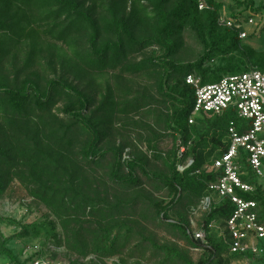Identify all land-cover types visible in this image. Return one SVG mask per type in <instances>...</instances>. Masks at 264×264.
<instances>
[{"label": "trees", "instance_id": "trees-1", "mask_svg": "<svg viewBox=\"0 0 264 264\" xmlns=\"http://www.w3.org/2000/svg\"><path fill=\"white\" fill-rule=\"evenodd\" d=\"M203 2L205 8L200 10L197 0H0V70L10 59L12 66L21 63L15 78L20 71L35 68L55 74L59 67L63 74L80 82L84 76L90 77L88 91L94 95L86 94L63 74L47 80L44 87L31 79L15 85L16 79L10 80L6 69L0 74V207L9 185L19 183L56 218L63 231L65 249L80 260L105 261L121 255L132 241L134 231L121 217L126 211L134 214L142 196L111 198L96 191L95 185L99 189L105 185L96 170L103 172L107 183L126 194L141 186L142 175L172 195L168 204L157 206L155 217H161L162 224L191 246L201 244L208 249L206 260L196 264H213V259L223 252L232 263L248 260L264 264V252L245 256L229 253L225 227L235 207L229 199L209 190L219 181L222 171L209 172L207 168L227 152L231 144L230 124L234 123L241 132L243 123L233 111H227L221 116L199 115L189 124L194 89L185 83L188 75L208 84L253 69L264 72V51L242 47L244 40L239 37L254 16L264 19V6L256 7L253 0ZM224 9L229 19L242 23L241 30L219 26ZM186 31L194 35L203 52L193 63L177 64L172 59L178 49L175 40ZM263 32L264 26L258 34ZM151 48L158 49L162 56H149L147 51ZM139 57L143 59L138 61ZM144 71L159 77L155 85L161 100L125 84V77ZM59 104L62 105L58 109ZM138 113L152 120L153 128L147 130L152 134L147 140L149 147L157 133L155 129L163 128L176 135L177 146L166 158L167 175H151L141 158L124 160L128 142L102 145L111 132L120 131L115 129L120 121ZM124 128L125 124L121 125ZM81 135L85 141L75 151ZM248 158L247 152L240 149L235 162L242 181L254 191H238L236 196L256 203L258 221L264 226V188L249 168ZM190 161V166L178 171L180 165L186 166ZM184 198L192 204L190 215L202 201L211 200L200 226L205 233L204 244L194 240L189 220L172 222L169 218V211ZM150 206L154 207L152 202ZM8 220L0 216V227ZM9 221L19 232L8 239L0 234V260L28 264L41 256L59 261L56 252L52 254L51 240L49 246H42L40 255L22 260L8 243L14 239H40L41 228ZM214 223H220L224 230L217 242L215 235L209 233V226ZM127 227L128 232L122 236ZM60 244L57 241V247ZM153 248L156 255H165L170 264H194L175 248L155 244Z\"/></svg>", "mask_w": 264, "mask_h": 264}, {"label": "rangeland", "instance_id": "rangeland-1", "mask_svg": "<svg viewBox=\"0 0 264 264\" xmlns=\"http://www.w3.org/2000/svg\"><path fill=\"white\" fill-rule=\"evenodd\" d=\"M243 1V0H241ZM251 1V0H248ZM256 7L259 5L264 6V0H253ZM226 15L227 10H222L221 15ZM245 16H250V13H246ZM254 25L246 29L248 35L257 34L255 38L246 39L242 43V47L247 46L253 48L256 51H264V32L258 34L261 27L264 26V19L259 16H254ZM178 49L176 54L172 57L173 61L177 64H189L197 61V59L202 55L203 48L197 43L194 35L186 31L184 35L177 40ZM149 56L154 55L155 57H161L162 53L156 49L151 48L147 51ZM143 57H139L142 60ZM11 60V59H10ZM9 62L6 63L5 69L8 71L7 74L10 75V80L16 79L15 85L20 86L22 82L27 79L35 80L41 86H45L47 80L54 77H61L63 74L62 70L58 67L56 68L57 73H46L45 71L35 68L33 70H24L18 73L15 78V72L21 67V63H16L10 65ZM22 61V60H20ZM5 69L0 70V74L4 72ZM160 72V69H156ZM34 73V74H33ZM63 74L62 76H64ZM69 81H73V84L78 86L79 89L85 90V93H89L88 88L91 82L90 77L84 76L82 82L74 80L73 76L65 75ZM157 76H154L150 71H144L142 74L137 76L125 77V84L128 88L140 93L146 92L148 95H152L156 100H161L162 98L157 94L156 82L158 81ZM91 96H94L91 94ZM62 104L57 105L56 108H60ZM93 108L90 109L92 112ZM88 112V114L90 113ZM165 113L167 111H164ZM125 124V128L121 129V125ZM123 128V127H122ZM149 128H153L152 120L144 113L131 114L125 120L120 121L115 129H119L118 133H110V137L106 138V141L102 144L103 147L106 146H118L122 145L124 142H128L129 146L126 147L123 159L129 158H141L146 161L147 170L152 174H163L167 175L168 165L166 158L171 156L175 147L177 146V138L172 132L164 131L160 128L157 131L155 137L153 138V144L149 147L147 140L152 134L147 132ZM162 136V138H160ZM78 142L75 145V151H79L83 142L85 141L84 136L77 137ZM189 163V162H188ZM187 166V165H186ZM185 165H180L178 171L182 172ZM99 180L104 182V187L100 188L95 185L96 191H101L103 194H108L109 197H119V198H133L137 195H141L142 198L138 200L139 204L135 209L134 214H130V211H126L121 217L122 220L128 221V226L130 230H133V239L125 249V251L116 257H112L109 260H98L96 258L83 259L80 260L77 256L71 254L63 246V231L59 226L55 217L50 214V211L41 205L39 202L32 199L29 194L20 186L19 183L13 182L9 185L6 192L3 194L1 199L0 216L4 219L16 220L18 223L22 224H35L40 227L42 236L40 239H14L8 243V247L14 251V253L22 260L30 254L31 251H27L29 247L38 245L40 248H44L47 244L52 248V254H56L59 261L70 263L77 262L79 264H170L168 260L165 259V255L161 253L156 255L153 248V244L157 246H168L177 249L182 254L188 256V258L194 263L206 260L208 256V249L200 246H191L185 238L179 237V234L175 232L172 228L161 223L160 219L156 218L157 206L162 207L168 204L172 198L169 195L168 190H164L161 187H155V185L148 181L144 176L140 175L141 186L133 191H129L128 194L122 189L117 187H112L110 183H107L105 175L102 171L96 170ZM127 173V171L125 172ZM139 175V174H138ZM259 185L264 188V167H263V177L258 179ZM114 189V190H113ZM153 203L154 207L150 204ZM189 205L188 200L184 198L177 206L170 210L168 215L172 222L178 221L180 219L189 220V231L192 233H197L200 230L202 224V216L205 212L202 210L188 214ZM201 203L199 204L200 207ZM148 214V216H147ZM121 218H119L121 220ZM4 221L0 227V234L3 238H12L19 232V228L10 225L11 221ZM145 220V221H144ZM43 226V227H42ZM129 228H124L121 235L124 236ZM215 235L214 241H220L219 236H222L224 230L220 223H214L209 226V233ZM132 234V233H131ZM51 235H56L57 238L54 240ZM142 236V238H141ZM50 240L52 243L49 244ZM57 241L61 244L57 247ZM213 241V242H214ZM203 244V243H202ZM133 255L128 254L133 251ZM27 251V252H26ZM29 252V253H28ZM156 255V256H154ZM213 264H236L232 263L228 259L227 253L223 252L218 258L213 259ZM0 264H7V261L0 260ZM171 264H181L171 263Z\"/></svg>", "mask_w": 264, "mask_h": 264}, {"label": "built area", "instance_id": "built-area-1", "mask_svg": "<svg viewBox=\"0 0 264 264\" xmlns=\"http://www.w3.org/2000/svg\"><path fill=\"white\" fill-rule=\"evenodd\" d=\"M199 2V9L205 8L203 0ZM219 26L229 29L241 30L244 26L227 17V14L219 18ZM254 20L250 19L246 28L252 27ZM247 31L240 33V39L245 40ZM185 83L194 89V106L189 118V124H193L194 117L221 116L227 111H233L243 123L242 131L239 132L234 123L230 124L229 135L231 144L225 154L213 161L207 171H222V175L216 184L209 187L213 193L221 198L229 199L235 211L230 214L226 221L225 230L228 234L227 242L231 255L245 256L259 255L264 252V226L258 221L255 212L256 203L245 201L236 196V192L252 193L253 187L242 181L241 173L235 160L238 152L243 149L249 155L248 165L256 178L263 177L264 167V72L256 69L233 75H227L214 83L203 84L200 78L188 75ZM183 149L180 153H183ZM191 161L186 167L190 166ZM244 174V173H243ZM209 198L201 202L200 207L192 211L200 210L207 212L210 209ZM191 213V214H192ZM224 235V233H223ZM194 240L205 243L203 230L193 232ZM42 248L38 245L29 247L31 251L26 257L40 255ZM26 251V252H27ZM29 253V252H28ZM28 264H68L62 261H52L46 257H34ZM236 264H252L248 260L238 261Z\"/></svg>", "mask_w": 264, "mask_h": 264}]
</instances>
